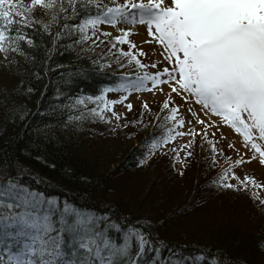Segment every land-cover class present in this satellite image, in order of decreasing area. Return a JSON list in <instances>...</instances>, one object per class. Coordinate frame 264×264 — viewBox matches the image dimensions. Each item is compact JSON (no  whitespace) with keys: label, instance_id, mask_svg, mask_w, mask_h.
Wrapping results in <instances>:
<instances>
[{"label":"trees","instance_id":"obj_1","mask_svg":"<svg viewBox=\"0 0 264 264\" xmlns=\"http://www.w3.org/2000/svg\"><path fill=\"white\" fill-rule=\"evenodd\" d=\"M99 2L100 9L77 3L74 14L68 0H57L53 9L40 7L45 13H27L31 27L9 30V51L0 52V179L55 199L58 208L67 204L94 215L100 230L115 225L107 235L117 245L129 231L143 234L149 241L143 260L135 255L138 241L131 240V259L138 264H264V206L250 197L253 189L219 185V204L196 219L185 216L196 206L199 182L218 184L224 170L203 161L209 141L188 155L195 166L181 195L162 182L172 157L154 153L145 167L153 142L173 128L168 110H138L120 123L93 113L104 104L97 98L121 92L146 72L139 74L142 69L122 54L131 52L142 62L139 50L96 35L91 27L78 30L103 6L118 4Z\"/></svg>","mask_w":264,"mask_h":264},{"label":"snow or ice","instance_id":"obj_2","mask_svg":"<svg viewBox=\"0 0 264 264\" xmlns=\"http://www.w3.org/2000/svg\"><path fill=\"white\" fill-rule=\"evenodd\" d=\"M81 2L85 7L101 8L99 0H68L74 14H77V3ZM56 4L57 0H29L27 5L23 0H0V52L9 51L8 33L14 25L31 27L27 13L36 7L53 9ZM120 21L146 25L151 38L146 43L160 45V54L167 64L155 73L144 72L137 76L124 85L123 90H162L160 86L167 85L170 93L199 105L206 116L214 115L239 134L244 147L252 153L250 159L264 166V0H169L168 3L165 0H147V3L126 0L124 5L103 6V11L86 19L78 30L83 34L89 27L95 29L99 24L115 25ZM131 34V29H122L115 40L135 48L128 40ZM81 38L88 39L86 35ZM17 39L26 37L19 35ZM122 54L129 57V63L134 61L141 69L147 67L137 55ZM139 55L145 53L141 50ZM148 82L151 88L146 87ZM97 99L105 108L116 103L104 100L103 96ZM170 100L169 95L163 108L169 111L168 119L174 121L173 128L154 141L152 149L178 136L193 135L179 131L173 134L175 128L184 127L185 121L177 119L179 107L170 108ZM77 103L82 104L84 100ZM128 108L131 110V105ZM92 111L103 115L95 109ZM193 115L197 116L194 112ZM196 123L204 125L205 120L197 116ZM208 143L213 152L218 150L212 141ZM186 147H191V142ZM245 162L241 158L235 164ZM229 178L238 180L239 185L228 183ZM217 183L226 189H264V183L254 177L236 176L232 165ZM251 196L264 204L257 191H251ZM98 224L94 215L67 204L58 208L55 199L30 191L17 181L0 179V264H138L131 259L133 237L138 241L135 255L143 260L145 246L149 244L143 234L129 231L125 234V243L117 245L107 235V227L116 226L100 230ZM154 251L159 253L160 250ZM170 264H182V261H170Z\"/></svg>","mask_w":264,"mask_h":264},{"label":"rangeland","instance_id":"obj_3","mask_svg":"<svg viewBox=\"0 0 264 264\" xmlns=\"http://www.w3.org/2000/svg\"><path fill=\"white\" fill-rule=\"evenodd\" d=\"M117 1L119 5H124L126 2V0ZM23 2L25 5H27L29 3V0H23ZM133 2H140V0H133ZM144 2L147 3V0H144ZM165 2L168 3L169 0H165ZM35 10L41 13H45L44 10L40 7H36ZM122 29H131L132 34L128 37V40L131 42V44L135 45V48H131L129 44L122 45L125 48H129L133 51L142 50L145 53L144 61H142V63L147 65V69L139 70V74H141L142 71L155 73L167 66L160 54L161 46L156 43H146V41H149L151 39L148 35L146 25L120 21L115 25L108 23L99 24L95 29L92 30L96 35L115 38L121 35ZM104 33H109L110 35H104ZM153 64L156 65L155 68L152 67ZM131 72L134 73L133 70H131ZM146 87L151 88V82H148ZM160 88L162 90L153 89L151 91H135L129 89V91L122 90L121 92L116 94L109 93L105 96V100L115 101L116 103L108 104L107 108H105V104H103V107L99 110V112L103 113V118L110 121H118V123H120L125 120V118L130 119L132 115L138 110L146 111L150 109L157 110L161 108L164 102L166 100H169V95L171 96V100L169 101L170 107L178 106L179 115L177 119L183 118L185 121L184 127H177L175 128V131L192 132L193 135L178 136L174 141H171L168 144H162L156 149L151 148L147 151L148 165L145 167H148L149 164H152L154 162V153L157 156L163 155L162 157H172V162H174V164L171 167H168L165 172L164 178L162 179L164 186L167 185L168 187H170L173 190V193H181L185 189V187H188L185 183L187 182L188 178L187 174L189 175L190 171L193 170V167L195 166V164H193L194 161H192L194 160V156L188 158V153L192 152L196 155V145L200 142L204 144L207 141H212L216 145L218 150L216 152H213L210 144L208 145V148H206L204 145L207 155L205 157H202V159L206 164H214L216 167L223 168L224 170L220 174V177L223 176L225 170L228 169L230 165H232V171L241 179H243L244 176H251L254 177L258 182L264 183V166L259 165L256 160L250 159L252 153L244 147L242 137L239 134H236L230 127L223 125L219 118L215 117L214 115L209 114L206 116L204 112L201 111L199 105H196L191 101H185L183 97L174 93H170L167 85H161ZM145 104L148 105L147 108L144 107ZM128 105H131V110H129ZM189 108H191L193 111L189 112ZM193 112L197 114L199 119L205 120L204 125L196 123L197 116H194ZM113 113H115L116 115H113ZM117 116L119 118H117ZM209 123H212L213 126L208 127ZM197 133L199 134L197 135ZM204 133H207V135H205ZM189 142H191V147H186ZM230 144L234 145V147H229L228 145ZM206 152L203 149L199 148L200 154H204ZM177 153L179 154L178 156ZM241 158H244L246 162L241 165H236L235 161ZM207 166L209 167V165ZM219 168L208 173L206 177L208 178ZM189 182H191V180H189ZM227 182L234 185H239L238 180H234L231 178H229ZM210 183L212 182H199L198 189L196 190V196L198 197L194 202L196 206L190 210L189 214L185 215L186 217L196 219L197 216H200L202 213L207 211L208 208H214L217 204L220 203L221 194L217 189L220 184L218 183L207 185ZM239 189L242 191V188ZM209 190L216 191H214L210 195H204V193ZM253 190L259 193L261 199H264V189ZM184 193L185 192H182L181 195H183ZM227 194L230 197L235 195L231 193ZM169 197L171 199L170 201H172V199L178 196ZM250 197L253 198L251 195ZM255 201H258L260 203V200L255 199ZM261 205L264 206V204ZM158 216L160 217V215ZM260 264H263V262H261Z\"/></svg>","mask_w":264,"mask_h":264}]
</instances>
